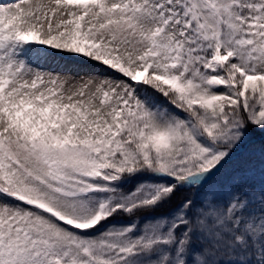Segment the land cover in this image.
I'll return each mask as SVG.
<instances>
[{
	"label": "snow or ice",
	"instance_id": "1",
	"mask_svg": "<svg viewBox=\"0 0 264 264\" xmlns=\"http://www.w3.org/2000/svg\"><path fill=\"white\" fill-rule=\"evenodd\" d=\"M0 264H264V0H0Z\"/></svg>",
	"mask_w": 264,
	"mask_h": 264
},
{
	"label": "rangeland",
	"instance_id": "2",
	"mask_svg": "<svg viewBox=\"0 0 264 264\" xmlns=\"http://www.w3.org/2000/svg\"><path fill=\"white\" fill-rule=\"evenodd\" d=\"M66 64H67V66H71V67H76L77 66L76 63L72 62V61H67ZM64 74H67V75H79V74H76V73H64ZM81 74H83V73H81Z\"/></svg>",
	"mask_w": 264,
	"mask_h": 264
},
{
	"label": "trees",
	"instance_id": "3",
	"mask_svg": "<svg viewBox=\"0 0 264 264\" xmlns=\"http://www.w3.org/2000/svg\"><path fill=\"white\" fill-rule=\"evenodd\" d=\"M259 132L254 133V135H257Z\"/></svg>",
	"mask_w": 264,
	"mask_h": 264
}]
</instances>
